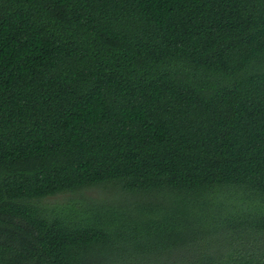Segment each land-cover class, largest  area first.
Returning <instances> with one entry per match:
<instances>
[{"label": "trees", "instance_id": "16d2710c", "mask_svg": "<svg viewBox=\"0 0 264 264\" xmlns=\"http://www.w3.org/2000/svg\"><path fill=\"white\" fill-rule=\"evenodd\" d=\"M0 264H264V0H0Z\"/></svg>", "mask_w": 264, "mask_h": 264}, {"label": "rangeland", "instance_id": "374dc122", "mask_svg": "<svg viewBox=\"0 0 264 264\" xmlns=\"http://www.w3.org/2000/svg\"><path fill=\"white\" fill-rule=\"evenodd\" d=\"M113 196V189L109 185H98L93 186L90 188L83 189L81 191H75V192H66V193H60L55 196H50L46 199V203L49 205L52 204H65L69 200H80V201H93V202H99V201H105L109 202L111 199H114Z\"/></svg>", "mask_w": 264, "mask_h": 264}]
</instances>
